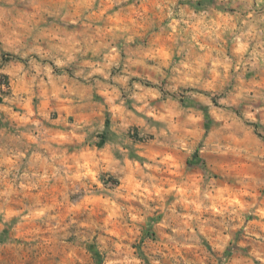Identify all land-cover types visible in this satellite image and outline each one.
I'll list each match as a JSON object with an SVG mask.
<instances>
[{
	"label": "clouds",
	"instance_id": "1",
	"mask_svg": "<svg viewBox=\"0 0 264 264\" xmlns=\"http://www.w3.org/2000/svg\"><path fill=\"white\" fill-rule=\"evenodd\" d=\"M0 264H264V0H0Z\"/></svg>",
	"mask_w": 264,
	"mask_h": 264
}]
</instances>
